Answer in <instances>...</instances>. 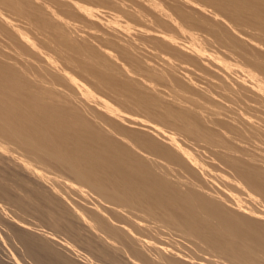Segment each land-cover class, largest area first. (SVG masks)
I'll return each instance as SVG.
<instances>
[{
  "label": "bare ground",
  "instance_id": "1",
  "mask_svg": "<svg viewBox=\"0 0 264 264\" xmlns=\"http://www.w3.org/2000/svg\"><path fill=\"white\" fill-rule=\"evenodd\" d=\"M88 1L0 0V240L30 264H264V0Z\"/></svg>",
  "mask_w": 264,
  "mask_h": 264
},
{
  "label": "rangeland",
  "instance_id": "2",
  "mask_svg": "<svg viewBox=\"0 0 264 264\" xmlns=\"http://www.w3.org/2000/svg\"><path fill=\"white\" fill-rule=\"evenodd\" d=\"M79 4H82V3H80L79 2ZM86 7H87V9H88V11L94 16V21H99L100 19L101 20H104V21H115L116 19L114 18V16L111 14V12L110 11H108L106 8H103V7H101L100 5H99V3H97V2H95V1H93V0H89L87 3H86ZM126 21L128 22V20L126 19V20H124V18L123 17H121V19H118V21H117V23L120 25V26H123V25H125L126 24ZM130 22V21H129ZM83 26V25H82ZM171 26L173 27V29H175V30H179V27L178 26H176V25H174L173 23H171ZM81 29H84V28H81ZM180 31V30H179ZM182 33H183V36H182V38L184 37L185 39H183V40H188L187 38H188V33L186 32V31H182ZM182 33H181V35H182ZM180 35V34H179ZM187 36V38L185 37V36ZM190 36V35H189ZM181 38V37H180ZM181 38V39H182ZM257 40H258V38H257ZM54 51L56 50V47H55V49L54 48H52ZM56 52L58 53V51L56 50ZM59 52H60V49H59ZM248 72V71H247ZM262 80V79H261ZM95 83V82H94ZM94 83H92V84H89V87L92 85V86H94V87H91L92 88V90L95 92V94H97L98 96H100V97H102V98H105V100H107V101H109L112 105H116V107L117 108H119L122 112H126L127 114L129 113V114H131V115H133V116H137V117H140V118H143L144 117V119H146V117H147V115L146 114H144L143 112H141L140 110H138L133 104H131V103H129V102H123L122 100H124L123 99V97H121L120 98V96H118L117 97V95L116 94H113L112 92H109L108 90H106V89H104V88H102L100 85H98V87H96L97 85H96V83L94 84ZM154 83V82H153ZM157 83H159L158 81H157ZM156 83V80H155V85H156V87H158L156 90L158 91V92H156L155 91V93L154 94H156L157 93V95H161L162 93V95H164V96H168L169 94L170 95H172L169 91H167V89H165V88H163V87H161L162 86V83L160 84V85H158ZM158 85V86H157ZM164 85V84H163ZM165 85H167L168 86V84H165ZM164 85V86H165ZM137 90H138V85H135L134 86ZM166 87V86H165ZM169 87V86H168ZM167 87V88H168ZM99 88V89H98ZM95 89H97V90H95ZM164 89V90H163ZM171 90V89H170ZM139 91H141V92H143L140 88H139ZM159 91H161V92H159ZM165 91V92H164ZM97 92V93H96ZM169 93V94H166V93ZM101 93V94H100ZM159 93V94H158ZM165 93V94H164ZM168 98V97H167ZM170 98V97H169ZM121 100V101H120ZM121 102V103H120ZM121 105V106H120ZM126 110V111H125ZM136 113V114H135ZM135 114V115H134ZM256 163H258V162H256ZM260 164H261V162H259ZM264 165V164H263ZM262 165V166H263ZM225 172V171H224ZM229 172V171H228ZM1 239V238H0ZM68 240H70L69 238H67ZM73 240H70V242H72ZM72 243H74L75 245H76V247L78 248L79 247V249L81 250V246L79 245V243L78 242H76V241H73ZM8 243L6 242V244H5V241H3V240H0V264H10V263H12V262H10V261H13L12 259L14 258V260L15 261H13V263L14 264H20V262H21V259H22V262H21V264L24 262L25 264H30V263H28V261L27 260H25L24 261V259H23V257L21 256V254L20 253H18V251H12L11 250V248L7 245ZM74 245V246H75ZM78 245V246H77ZM7 246V247H6ZM10 248V250H9V248ZM6 249L8 250L7 252H6ZM210 249V250H209ZM206 250H207V253L209 254L207 257H209L210 259H212L213 261H212V264H222L221 262H223V261H225L227 264H233L232 262H229V260L226 258V260H225V257L223 258L222 257V255H219V253L218 252H216V251H213V249L212 248H206ZM85 251V250H84ZM209 251V252H208ZM212 251V252H211ZM9 252V254L10 253H13V256L15 255L14 253H16V255L13 257V256H11V255H9V254H5V253H8ZM218 253V254H216V253ZM87 253V252H86ZM211 253H213V254H211ZM17 254H20V255H17ZM88 254V253H87ZM210 254L213 256L214 254V256H213V258H212V256H210ZM5 255V256H4ZM7 255H9V256H11V258H10V260H9V258H7V257H9V256H7ZM7 256V257H6ZM220 256V257H219ZM7 259H6V258ZM15 257L17 258V257H19V259L20 260H16L15 259ZM222 259H224V260H222ZM215 260V261H214ZM20 261V262H19ZM27 261V262H26ZM228 261V262H227ZM2 262V263H1ZM16 262H18V263H16ZM23 263V264H24ZM104 264H108V263H105L104 262Z\"/></svg>",
  "mask_w": 264,
  "mask_h": 264
}]
</instances>
